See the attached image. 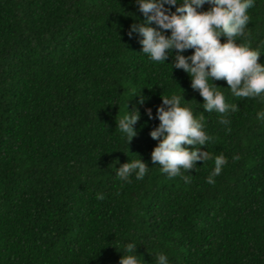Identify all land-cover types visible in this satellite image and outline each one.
<instances>
[{
	"label": "trees",
	"instance_id": "trees-1",
	"mask_svg": "<svg viewBox=\"0 0 264 264\" xmlns=\"http://www.w3.org/2000/svg\"><path fill=\"white\" fill-rule=\"evenodd\" d=\"M248 15L237 42L264 63V0ZM137 17L135 0H0V264H119L129 242L140 264L161 252L169 264H264V103L219 80L239 110L208 113L172 70L175 50L154 62L129 38ZM182 93L204 116L203 150L227 157L214 185V161L182 170L190 183L151 161L159 120L145 108L155 117L162 95ZM127 105L141 113L129 144L117 128ZM139 156L144 179L121 181L116 168Z\"/></svg>",
	"mask_w": 264,
	"mask_h": 264
},
{
	"label": "clouds",
	"instance_id": "clouds-1",
	"mask_svg": "<svg viewBox=\"0 0 264 264\" xmlns=\"http://www.w3.org/2000/svg\"><path fill=\"white\" fill-rule=\"evenodd\" d=\"M256 0H135L143 19L135 18L128 31L129 38L137 37L142 53L151 61L164 62L174 52L173 68L182 69L191 78V87L203 98V109L226 114L239 110L237 104H229L214 81L225 80L235 97L259 98L264 103V63H260L261 52L246 43H238V37L247 35L245 29L250 21L248 10ZM210 7L204 11L203 6ZM172 7L175 8L172 11ZM170 31V34H167ZM221 37L226 38L221 42ZM192 49L190 55L184 53ZM169 64V63H168ZM138 94V93H136ZM134 95V94H133ZM146 98L141 95L137 103L144 105ZM155 117L151 108H145L148 118L158 119V126L150 131L153 140L158 141L151 153L153 165H159L161 172L169 178L181 176L185 183L191 182L189 173L197 161H214V167L206 182L215 184L227 164L223 154L214 155L203 150L211 137L204 128V116L195 118L192 109L185 104L182 94L161 96ZM127 104V103H126ZM141 119L138 107H133L117 121V128L127 138L128 144L137 135L136 125ZM256 119L264 121V111H258ZM226 127L231 121L221 118ZM230 130V129H228ZM188 146H193L189 148ZM119 163L118 160L115 161ZM203 163V164H204ZM149 171L148 164L139 156L116 168L121 181L131 178L142 180ZM103 200L104 195L97 193ZM137 243L129 242L119 264H140ZM156 264H169L167 254L156 255Z\"/></svg>",
	"mask_w": 264,
	"mask_h": 264
}]
</instances>
